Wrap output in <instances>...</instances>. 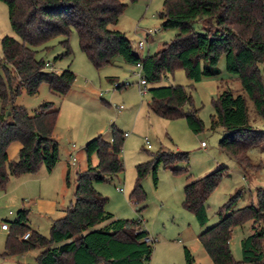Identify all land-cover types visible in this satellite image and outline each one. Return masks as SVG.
<instances>
[{
    "label": "trees",
    "instance_id": "trees-1",
    "mask_svg": "<svg viewBox=\"0 0 264 264\" xmlns=\"http://www.w3.org/2000/svg\"><path fill=\"white\" fill-rule=\"evenodd\" d=\"M7 6L8 21L17 36L0 40V189L10 177L35 174L41 167L51 172L59 161L58 143L52 137L59 107L52 102L39 105L32 114L14 100L22 92L38 93L46 84L50 93L64 97L75 80L66 68L59 73L47 71L49 63L37 57L41 47L56 37L64 49L55 60L71 56L68 38L75 31L80 51L95 69L113 65L120 57L130 65H141L140 73L150 85L149 113L166 120L184 119L194 134L203 130L198 110L193 107L189 91L182 85L154 86L180 68L191 82L219 74L218 61L224 57L225 70L237 76L245 96L226 89L212 100L214 114L210 129L223 132L218 147L239 166L250 169L249 149L264 143V131L248 121L247 100L255 114L264 120V0H163L158 17L160 29L175 30L160 49L144 57L134 53L123 32L111 29L128 5L136 0H0ZM47 50V49H46ZM124 84L115 88L120 89ZM111 139L98 135L83 147L86 169L75 179L73 202L64 215L52 221L48 237L29 225L27 209H19L8 224L0 257L22 255L39 250L36 264H148L154 240L148 237L141 221L116 219L105 210L107 199L94 188L123 172L121 152L123 133L111 126ZM19 142L14 160L7 157V147ZM96 156L97 163L91 164ZM186 153L158 151L151 161L136 166V180L128 198L135 205L144 202L141 179L151 171L155 181L159 164L174 174L187 172L186 167L171 168ZM226 168L219 167L183 187L182 207L197 223H207L206 201L216 189ZM68 173L65 176L66 185ZM241 195H231L216 211L218 221L200 232L197 239L211 264H239L235 261L230 240L235 227L252 221V233L241 241L242 260L264 264V188L255 190V203L241 208L235 205ZM143 207L137 212H141ZM107 222L102 227L98 225ZM29 233L26 239L24 234ZM148 239V240H146ZM185 264H194L184 248Z\"/></svg>",
    "mask_w": 264,
    "mask_h": 264
},
{
    "label": "rangeland",
    "instance_id": "rangeland-1",
    "mask_svg": "<svg viewBox=\"0 0 264 264\" xmlns=\"http://www.w3.org/2000/svg\"><path fill=\"white\" fill-rule=\"evenodd\" d=\"M162 1L128 2L117 24L110 26L111 29L123 32L134 53L141 57L157 52L161 44L168 42L176 33L172 29H160L161 20L158 13L161 11ZM4 36L17 38L8 21L7 6L0 1V40ZM61 40L63 37L60 36L50 40L45 45L47 50L41 47L37 57L49 62L57 73L60 72L59 69L69 68L75 74V80L66 96L63 98L53 95L43 83L36 95L29 96L22 92L14 100V104L23 106L29 114L44 102H52L55 107L60 108L53 134L58 141L59 162L50 174L41 167L35 174L26 176L25 179H30L26 182L27 187L23 184L16 185V178L10 177L5 190L1 191L6 195L0 199V219L13 220L16 212L22 208L20 196L35 194L41 189L44 197L55 198L57 211L49 218L39 217L32 212L30 220L39 224L40 234L48 237L51 220L62 217L63 210L73 202L76 173L86 168L82 146L87 140L98 135L104 140L111 139L110 130L113 126L117 131L126 132L128 135L124 137L121 152L123 172L105 182L94 184L95 190L107 199L105 210L117 218L141 220L143 229L148 232L149 238L154 240L150 264H185L184 248L191 254L194 264H211L197 239L198 234L218 221L216 211L231 195L241 192L235 205V208H241L255 203L256 188H264V143L248 150L246 155L251 168H243L218 147V141L223 135L222 130L210 129V115L214 114L211 102L219 93L229 89L234 94L245 96L237 76L225 70L224 57H221L217 64L219 74L216 76L202 77L198 82H191L186 78L184 71L177 68L172 74L154 84L182 85L190 92L193 107L198 110V118L203 122V130L194 134L184 119L166 120L147 112L146 104L150 99L147 90L150 85H145L144 95L139 93V67L115 57L113 65L98 70L93 68L80 51L73 30L68 38L71 56L55 60L56 56L64 51L59 43ZM139 41L144 43L142 49L137 47ZM262 72L264 85V69ZM115 83L126 86L116 89ZM120 105L123 106L122 110L117 109ZM247 111L249 124L264 131V120L255 114L249 100ZM145 138L151 145L150 149L144 144ZM201 142L206 144L204 148L200 146ZM72 150L77 154L75 162L71 161ZM158 151L186 153L187 163L177 161L171 168L186 167L187 172L174 174L170 168L159 164L155 181L151 171L141 179L140 185L145 193V200L135 205L128 195L135 184L136 166L151 161L153 154ZM95 161L97 162V159L93 155V166ZM67 164L70 171L68 185L64 182ZM219 167L226 168L227 176L221 178L207 199L205 206L208 220L205 225L200 226L195 217L182 207L183 187ZM120 190L123 192H119ZM27 200H24V206H27ZM141 207V212H137ZM106 223L100 224V227ZM257 225L264 228V223ZM251 233L252 221H247L232 231L229 246L234 260L239 264H248L240 262L241 241ZM5 238L6 233L0 230V254ZM38 253L39 250L35 249L22 255L0 257V264H36Z\"/></svg>",
    "mask_w": 264,
    "mask_h": 264
},
{
    "label": "crops",
    "instance_id": "crops-1",
    "mask_svg": "<svg viewBox=\"0 0 264 264\" xmlns=\"http://www.w3.org/2000/svg\"><path fill=\"white\" fill-rule=\"evenodd\" d=\"M146 34L147 35H150L149 34V32H146ZM144 46V45H143ZM142 46V47H143ZM138 47V46H137ZM142 47L141 48H139V49H142ZM146 47H147V51H148V46L146 45ZM51 65V64H50ZM52 66V65H51ZM53 67V66H52ZM58 71H61V69H59ZM110 81H112V79H110ZM66 96V95H65ZM64 96V97H65ZM63 97V98H64ZM62 98V99H63ZM149 102V101H148ZM147 102V103H148ZM146 108H147V104H146ZM59 112H60V108H59ZM147 112H149L148 111V108H147ZM57 126V125H56ZM56 126H55V128H56ZM54 131H55V129H54ZM124 133H126V132H124ZM123 133V134H124ZM53 134H54V132H53ZM53 134H52V137L54 138V136H53ZM55 139V138H54ZM56 140V139H55ZM110 140V139H109ZM109 140H106V141H109ZM57 141V140H56ZM87 141H89V140H87ZM86 141V142H87ZM85 142V143H86ZM57 143H58V141H57ZM85 143H84V145H85ZM84 145L82 146V151H83V147H84ZM206 146V145H205ZM20 148H21V144L19 143V142H12L11 144H9V146L7 147V150H6V153H7V157H8V159L9 160H14V159H16V157H17V154H18V151L20 150ZM204 148V147H203ZM73 149V148H72ZM84 152V151H83ZM58 155H59V151H58ZM70 156H71V161L72 162H75V160L77 159L76 157H77V154L74 152V150H72L71 151V154H70ZM92 158V157H91ZM59 162V161H58ZM57 162V163H58ZM96 162V161H95ZM97 163V162H96ZM91 164H92V162H91ZM71 165H72V163H71ZM93 165V164H92ZM95 165V164H94ZM56 166V165H55ZM87 166V165H86ZM54 169V168H53ZM52 169V170H53ZM86 168H82V170H80L79 172H81V171H83V170H85ZM46 170V169H45ZM47 174H50L51 172H47V171H45ZM68 173V177H69V173H70V171H69V167H68V164H67V167H66V170H65V173H64V182H65V176H66V174ZM78 173V172H77ZM76 173V174H77ZM26 176H28V175H23V176H20V177H14V178H16V182H18L16 185H19V184H23V186L24 187H27V183L26 182H28L30 179H25L26 178ZM76 177V176H75ZM76 179V178H75ZM15 182V183H16ZM65 184H66V182H65ZM31 186V185H30ZM74 188H75V185H74ZM30 189H32V186H31V188ZM5 190V189H4ZM1 189H0V199H3V198H5V193H1ZM73 192H74V190H73ZM119 192H123L122 190H120ZM20 199H21V205H22V208H24V209H27L28 211H29V214H28V220H29V225H30V227L33 229V230H36L37 232H39L40 233V228H39V224L38 223H36V222H31V220H30V215L32 214V212L33 213H35V214H37L39 217H43V216H45V217H47V218H49L50 216H53V215H55V213H56V211H57V203H56V201H55V198L53 199L52 197H50V198H48V197H44L43 195H42V192H41V189L40 190H38L37 192H35V194L33 193V194H30V195H24V194H22L21 196H20ZM28 199V200H27ZM24 200H27V206H24ZM71 203V202H70ZM70 205V204H69ZM21 208V209H22ZM64 211H65V209L63 210V213H64ZM9 212H11V211H9ZM110 213V212H109ZM9 214H11V213H9ZM112 214V213H111ZM113 215V214H112ZM113 218H116V219H122V218H117V216L115 217L114 215H113ZM58 219V218H57ZM55 220V219H54ZM2 221H6L5 219H0V222H2ZM52 221L53 220H51V222H50V224H49V227H50V225H51V223H52ZM141 221V220H140ZM100 227V225H98L96 228H99ZM102 227V226H101ZM1 230V229H0ZM1 232H3V233H6L7 234V232L5 231V230H1ZM148 233V232H147ZM42 235V234H41ZM149 237V236H148ZM154 247V246H153ZM150 261H151V259H150ZM150 261H149V263L148 264H150Z\"/></svg>",
    "mask_w": 264,
    "mask_h": 264
},
{
    "label": "built area",
    "instance_id": "built-area-1",
    "mask_svg": "<svg viewBox=\"0 0 264 264\" xmlns=\"http://www.w3.org/2000/svg\"><path fill=\"white\" fill-rule=\"evenodd\" d=\"M137 45H138L139 48H141L144 45V43H143V41H139ZM136 66L139 67V69H141V65L140 64H138ZM44 69L47 70V71H52V72L57 73L54 70V68L50 65V63H46L44 65ZM138 77H139V84H138L139 85V93L141 95H144L145 92H146V87H145L146 83H145L144 79L142 78V75H141L140 71L138 73ZM118 85H121V84L115 83V87L118 86ZM124 85L126 86V84H124ZM117 109L118 110H122L123 106L120 105V106L117 107ZM127 135H128L127 133H124L123 137H127ZM144 144H145L147 149L151 148V145H150L149 141L146 138L144 139ZM205 145L206 144L204 142L200 143L201 147H205ZM9 213H11V212H9ZM0 228H1V230L7 231L8 230V224L6 222L2 221L0 223ZM28 235H29V233L24 234L23 239H26L28 237ZM146 240H148V239H146Z\"/></svg>",
    "mask_w": 264,
    "mask_h": 264
}]
</instances>
